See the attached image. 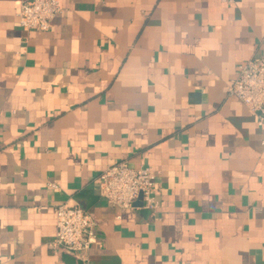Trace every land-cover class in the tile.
I'll return each instance as SVG.
<instances>
[{"label":"crops","instance_id":"crops-1","mask_svg":"<svg viewBox=\"0 0 264 264\" xmlns=\"http://www.w3.org/2000/svg\"><path fill=\"white\" fill-rule=\"evenodd\" d=\"M0 0V264H264V124L227 94L264 55V0H58L48 32ZM149 167L159 206L98 176ZM59 205L95 223L55 251Z\"/></svg>","mask_w":264,"mask_h":264},{"label":"built area","instance_id":"built-area-1","mask_svg":"<svg viewBox=\"0 0 264 264\" xmlns=\"http://www.w3.org/2000/svg\"><path fill=\"white\" fill-rule=\"evenodd\" d=\"M63 12L58 0H27L19 11V25L25 31L45 33L54 19ZM227 94L238 98L264 124V55L240 65L237 77L228 86ZM99 189L105 199L121 209H132L142 198L144 207L156 211V179L149 167H132L127 161L109 166L98 176ZM57 232L55 251L87 257L96 245L95 223L84 209L59 205L56 208Z\"/></svg>","mask_w":264,"mask_h":264}]
</instances>
